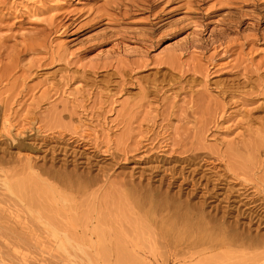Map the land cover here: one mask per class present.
Listing matches in <instances>:
<instances>
[{"label":"rangeland","instance_id":"374dc122","mask_svg":"<svg viewBox=\"0 0 264 264\" xmlns=\"http://www.w3.org/2000/svg\"><path fill=\"white\" fill-rule=\"evenodd\" d=\"M60 166L87 186L30 176ZM12 173L36 179L0 191V264H264V0H0ZM136 186L205 200L236 244L178 237Z\"/></svg>","mask_w":264,"mask_h":264},{"label":"bare ground","instance_id":"6f19581e","mask_svg":"<svg viewBox=\"0 0 264 264\" xmlns=\"http://www.w3.org/2000/svg\"><path fill=\"white\" fill-rule=\"evenodd\" d=\"M25 150V149H24ZM23 150V151H24ZM72 151V150H71ZM33 152V151H32ZM61 152V151H60ZM63 153V156H65V154H67V150H63L62 151ZM73 152V151H72ZM71 153V152H70ZM60 154V153H59ZM68 155H69V152H68ZM76 158V157H75ZM3 160V159H2ZM64 161H65V158H64ZM76 161V160H75ZM66 163V162H65ZM69 163V162H68ZM30 162H26V165L30 166L29 165ZM75 164V163H74ZM28 167V170H31L33 168H30ZM64 167V166H63ZM42 168V167H41ZM46 168V167H45ZM52 168V167H51ZM50 169V168H49ZM22 170V169H21ZM38 170V169H37ZM25 171V169H24ZM34 171V169H33ZM73 170H69L68 171H65L64 168H61L58 167L57 170H40V172H35L33 174H30L31 175H34V176H39L40 175H44L45 178H48L47 180L51 182V179L57 183L56 187H61L65 193V190H74V189H84L86 185V180L84 181L83 180V176L78 174V175H75L74 173H72ZM24 174V173H23ZM8 175V174H7ZM15 175V173H14ZM17 175V174H16ZM12 176H13V173L11 174V176H9L10 178H8V176H5L3 177V179L1 180L0 179V191L3 190V191H7L9 193L12 192V187H18L19 186V191L21 190L20 188V185H23L25 184V180H32L31 178H29V175L28 177H25V180L24 178L22 179L21 177V180H19V182L17 181L16 184L12 183L11 180H12ZM44 178V179H45ZM86 178V177H85ZM36 179V178H35ZM34 177H33V181L35 180ZM41 179V178H40ZM39 179V180H40ZM50 179V180H49ZM220 179V178H219ZM174 180V178H173ZM38 181V179H37ZM46 181V180H45ZM93 181V180H92ZM14 182V181H13ZM32 182V181H31ZM35 182V181H34ZM175 182V180H174ZM37 183V182H36ZM35 183V184H36ZM49 183V182H47ZM46 183V184H47ZM39 184V183H38ZM53 184V183H52ZM173 184V182H171L169 180V185ZM41 185V183H40ZM40 185H39V188H40ZM91 185V184H90ZM195 185V184H193ZM192 185V186H193ZM38 185H36L35 189L37 188ZM42 186V185H41ZM49 186H52V185H49ZM92 186V185H91ZM27 187V186H26ZM33 187V186H32ZM45 185L44 187L42 186V188L45 189ZM29 188V187H28ZM50 188V187H49ZM54 189V187H52ZM89 188V187H88ZM16 189V188H15ZM24 189V188H23ZM34 191H36L34 188H31ZM61 189V190H62ZM25 190V189H24ZM30 190V189H29ZM48 190V189H47ZM50 190V189H49ZM48 190V191H49ZM55 190H57L55 188ZM59 190V191H61ZM88 190V189H87ZM143 190V189H142ZM148 190V189H147ZM146 189L143 190V192L141 191L140 187L136 186L135 188L131 187L130 190H128V194L127 196L129 195L130 197H128L129 199H131L130 201H132L133 199V207H137L139 210H146L145 211V215H148V216H153L155 214V212H169V215H167L165 217V220H161V222L163 224H166L168 228H170L171 230H173V232H175L178 237H181V238H187V237H191V236H196V238L198 240L201 241V238H202V241L203 239H206L208 240V238H212L213 240L211 241H214L216 242L215 244L216 247H220V246H227V245H235L236 244V240L234 239V236H232V230H222L220 229L216 223L214 222V219H211V225H209V223L205 222V216H203V211H202V202L205 201V200H202L199 204V205H192L190 206L187 202L186 204L184 203H180L178 201H176L175 199L173 198H168L167 195H161L159 192H155L154 191H147ZM18 191V190H17ZM15 191V192H17ZM18 191V192H19ZM23 191V190H22ZM46 192L48 193L49 195V192ZM85 191V190H84ZM140 191L142 192V194H140V196L138 195V193H140ZM15 192H13L14 194H16ZM26 192V191H25ZM39 192V191H38ZM36 193V198L37 197V194L39 193ZM41 192V191H40ZM43 192V191H42ZM55 194L58 193L57 191H54ZM78 192V191H77ZM81 192V191H80ZM45 193V192H44ZM60 193V192H59ZM70 193V192H69ZM73 193H76V192H71V194ZM86 193V192H84ZM21 194V192H20ZM23 194V193H22ZM28 194V193H27ZM63 194V193H62ZM66 194V193H65ZM77 194V193H76ZM82 194V193H80ZM192 194V193H191ZM42 195V194H41ZM44 195V194H43ZM42 195V196H43ZM46 195V194H45ZM61 196V194H58V196ZM67 195V194H66ZM65 195V197H66ZM70 195V194H69ZM84 195V194H83ZM88 195V194H87ZM86 195V196H87ZM126 195V194H125ZM207 195V194H206ZM244 195V194H243ZM10 196V195H9ZM12 196V195H11ZM17 196V195H16ZM21 196V195H20ZM23 196V195H22ZM54 196V195H52ZM7 197V196H6ZM5 197V198H6ZM19 197V196H18ZM47 197V196H45ZM44 197V198H45ZM63 197V196H62ZM61 197V198H62ZM63 197V199L65 198ZM73 197V196H72ZM126 197V196H125ZM242 197V196H241ZM0 198L1 197V194H0ZM22 198V197H21ZM25 198V197H24ZM34 197L32 196L30 199H33ZM43 198V197H42ZM49 198V197H48ZM47 198V199H48ZM68 198V197H66ZM74 198V197H73ZM79 198V197H77ZM209 198V197H208ZM214 198V196H213ZM243 198V197H242ZM26 199V198H25ZM24 199V200H25ZM30 199H29V203H30ZM35 199V198H34ZM41 199V197H40ZM63 199H62V202H63ZM75 199V198H74ZM212 199V198H211ZM3 199H1L0 201H2ZM6 200V199H5ZM44 200V199H43ZM55 200V199H53ZM71 200V198H70ZM246 200V198H245ZM26 201V200H25ZM39 201V200H38ZM49 201V200H48ZM51 201H52V198H51ZM67 201V200H66ZM72 201V200H71ZM41 202H43L41 200ZM50 202V201H49ZM54 202V201H53ZM70 202V201H69ZM128 202V201H127ZM1 203V202H0ZM34 203V202H32ZM45 203V202H44ZM132 203V202H131ZM25 204V203H24ZM27 204V203H26ZM36 204H39V203H36ZM36 204H32V205H36ZM41 204V203H40ZM54 204V203H53ZM52 204V205H53ZM243 204V203H242ZM43 205V204H42ZM56 205V204H55ZM31 206V205H30ZM36 207V206H35ZM39 207V206H38ZM43 207V206H42ZM55 207V206H54ZM81 207V206H80ZM33 208V207H32ZM79 208V207H78ZM77 208V209H78ZM147 208V209H146ZM50 209V207H49ZM48 209V211H49ZM46 210V209H45ZM38 211V210H37ZM41 211V210H40ZM57 213H58V210H56ZM76 211V210H75ZM53 212V211H52ZM55 212V211H54ZM60 213V212H59ZM63 213V212H62ZM39 214V213H38ZM51 215V214H50ZM53 215V214H52ZM60 215V214H59ZM33 216V215H32ZM48 216V215H47ZM46 216V217H47ZM55 215H53L54 217ZM61 216V215H60ZM41 217V216H40ZM44 217V216H43ZM35 220L38 219L37 217H33ZM42 218V217H41ZM40 218V219H41ZM51 218V217H50ZM50 218L48 220H50ZM54 219V218H53ZM60 220V219H58ZM1 221V219H0ZM54 221V220H53ZM57 221V220H56ZM49 222V221H47ZM55 223V222H53ZM58 224V223H57ZM54 228L50 227L52 230L55 229L56 227L58 228V226H55V225H52ZM99 232V231H98ZM55 233V232H54ZM53 232L51 234H54ZM98 235H102L101 232L100 234ZM18 236V235H17ZM206 237V238H204ZM195 238V237H194ZM180 240V238H179ZM184 239H182L183 241ZM189 240V239H188ZM198 240L195 239V241L198 242ZM185 241V240H184ZM188 242V241H186ZM195 245H196V242H195ZM195 245H193L195 247ZM118 250H120V253L122 251V246H119V243L116 245ZM98 248V247H97ZM102 248H103V245H102ZM188 248V246H187ZM104 251V250H103ZM176 256V254H175ZM123 260H120V262H118V264L122 263Z\"/></svg>","mask_w":264,"mask_h":264}]
</instances>
